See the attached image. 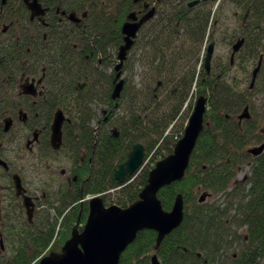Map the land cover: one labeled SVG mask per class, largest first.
Returning <instances> with one entry per match:
<instances>
[{
	"label": "trees",
	"instance_id": "obj_1",
	"mask_svg": "<svg viewBox=\"0 0 264 264\" xmlns=\"http://www.w3.org/2000/svg\"><path fill=\"white\" fill-rule=\"evenodd\" d=\"M146 1L156 10L137 32L119 78L115 71L117 52L132 0L84 2L89 13L86 33L97 32L102 45L108 40L110 65L99 67L84 58H70L66 51L62 55L46 51V59L55 65L52 74L62 79L50 84L43 117L49 122L51 112L60 107L70 118L64 126L65 154L79 161L87 152L92 161L88 165L86 159L76 170L79 180L85 178L83 196L80 185H64L31 224L20 214L16 218L7 214L2 219L6 250L0 252V264H32L53 244L51 250H58L77 218L81 216V222L86 219L88 208L80 213L79 201L87 195L100 194L105 205L122 207L136 200L149 170L173 151L182 136L195 92L197 97L204 94L208 98L204 116L208 124L197 139L184 177L158 191L165 210H170L176 195L182 193L183 220L158 249L154 248V230L139 231L118 264H150L152 253H157L160 264H264V149L258 155L248 152L252 144L264 141V0H220L215 8L212 1L190 7L191 0ZM224 4L234 7V17L236 9L243 12L235 17L237 22L231 29L217 16ZM246 8L248 17L242 22ZM241 31L245 37L241 48L245 61L241 62L263 56L262 76L256 84L263 94L260 103L245 98L233 76L226 80L231 69L228 60L221 66L213 59L210 73L203 66L208 41L231 44ZM6 45L0 44L2 60H8L11 52L18 59V46L12 50ZM100 52L109 54L103 47ZM127 71L132 75L129 80L123 78ZM120 78L123 86L114 98ZM80 84L83 86L78 87ZM245 104H249L252 116L239 124L236 115ZM137 142L145 148L143 164L146 159L151 163L142 164L135 176L120 183L114 171ZM247 165L248 174L237 179V173ZM204 192L207 196L200 202ZM48 209L53 210L52 216Z\"/></svg>",
	"mask_w": 264,
	"mask_h": 264
},
{
	"label": "flooded vegetation",
	"instance_id": "obj_2",
	"mask_svg": "<svg viewBox=\"0 0 264 264\" xmlns=\"http://www.w3.org/2000/svg\"><path fill=\"white\" fill-rule=\"evenodd\" d=\"M32 1L5 0L3 2L0 0V44L7 42L6 46L12 50L18 46L20 51L16 60L12 52L9 54V59L4 61L0 55V159L2 160L0 163V252L5 249L4 239L6 241L4 231L1 230L3 226L1 221L7 214L11 218H16L20 214L31 224L42 209V202H48L47 185L53 186V193L64 185L68 188L80 185V195L83 196L85 178L79 180L76 170L78 166H83L86 159H88V165L92 161L87 152L80 156L79 161L65 154L64 126L66 122H70L65 112H63L66 119L62 125L61 144L58 148H54L50 143L53 117L61 108L58 106L54 108L49 122L43 114H45V104L51 90L50 84H57L62 76L52 74V68L55 65L53 66L52 61L46 59V51L60 54L66 51L70 58H84L99 67L112 63L108 40L103 41L102 45L98 40L97 32L90 30L92 34L86 33L85 19L89 15L88 6L84 3L86 0H36L38 7L34 10L29 5ZM202 1L213 0H196L194 4L188 3V6H194ZM132 5L131 11H135L138 20L147 15L151 9L153 13L156 10V6L146 0L135 2L132 0ZM248 12L249 9L246 8L242 22L246 21ZM238 14L241 12H236L235 16L238 17ZM145 21L142 22L138 31L142 30ZM243 27L242 23L241 28ZM241 38L245 40L242 31L237 33L230 44L228 59L225 56L217 61L222 66L225 60H228L230 67H235L238 71V75L233 76V79L236 76L234 79L236 88L245 98L256 100L263 96L256 87L257 81H260L262 76L260 70L263 56L261 55L257 61L253 59L243 64L241 62L242 59L245 61L241 58L243 44L232 54L233 44ZM101 47L109 54H101ZM213 54L207 73L211 72L213 59H215ZM259 64V70L254 78V69ZM81 86L83 84L78 85V87ZM245 106L248 107L249 117L240 120L238 116L243 109L240 110L236 115L239 124L252 116L249 104ZM261 130L264 132L263 127ZM63 159L68 162V168H62L58 172L60 177L65 178V181H59L55 176L56 165ZM15 175L20 177L23 186L22 194L16 192L13 179ZM23 194L30 196L34 202L31 220L26 216ZM85 197L82 202H79L80 213L85 206H88ZM81 220L82 217L79 216L76 221L79 229L82 228L86 219L83 222Z\"/></svg>",
	"mask_w": 264,
	"mask_h": 264
},
{
	"label": "water",
	"instance_id": "obj_3",
	"mask_svg": "<svg viewBox=\"0 0 264 264\" xmlns=\"http://www.w3.org/2000/svg\"><path fill=\"white\" fill-rule=\"evenodd\" d=\"M5 0H3L4 2ZM134 2L136 0H133ZM196 0L189 4H194ZM31 9L38 7L37 1L29 3ZM153 14L149 11L142 19L138 20L135 11L127 14L126 21L122 24L123 43L117 52V64L115 65L116 79L121 75V67L126 59L127 52L133 45L134 38L142 22ZM241 38L233 44L234 54L243 44ZM214 51V43L208 44L204 57V68L209 71L210 61ZM260 64L254 69V78ZM253 78V81H254ZM123 79L115 83L113 97L120 95ZM208 98L201 94L193 105L182 136L175 142L173 151L157 160L149 170L146 184L140 190L138 197L126 207L117 204L105 205L102 196L94 195L87 200L88 213L81 229L78 222L71 230L70 236L64 241L60 250H52L41 257L34 264H118L123 251L131 244L139 231L151 229L156 232L154 248L158 249L164 237L177 228L184 217V199L182 193L175 197L170 210H165L158 197V191L175 181L181 180L188 168L191 154L197 139L202 132ZM239 119L248 118V107L245 106L239 114ZM66 117L61 109H58L51 124L50 143L58 148L62 141V125ZM264 149V142L251 147L248 152L258 155ZM145 157V148L142 143H134L127 154L125 161L120 163L114 171V177L120 183H124L127 176H135L140 170ZM2 160L0 159V163ZM14 185L17 194H22L23 186L20 177L14 176ZM207 193L200 195L199 201L205 200ZM23 204L26 208V216L31 220L34 202L28 195L23 194ZM83 199L80 200L82 202ZM2 242V241H1ZM150 264H160L157 253L150 256Z\"/></svg>",
	"mask_w": 264,
	"mask_h": 264
},
{
	"label": "rangeland",
	"instance_id": "obj_4",
	"mask_svg": "<svg viewBox=\"0 0 264 264\" xmlns=\"http://www.w3.org/2000/svg\"><path fill=\"white\" fill-rule=\"evenodd\" d=\"M220 1V0H219ZM219 1H215V0H213L212 2V5H213V7L215 8L216 7V5L218 4V2ZM219 8V7H218ZM233 10L235 11V9H234V7L233 6H230V5H222V7L219 9V12H218V18H220L221 20H224L225 22H226V26L228 25L230 28L229 29H231V28H233V26H235V24L234 23H236L237 22V18H235L234 17V15L233 14H231L232 12H233ZM236 12L237 13H239V12H241V13H243L242 11H240V10H237L236 9ZM235 12V13H236ZM212 22V21H211ZM225 26V27H226ZM212 40H210V41H208L207 42V45L209 44V42H211ZM215 42V41H214ZM215 44V47H214V54H213V57H215V59L216 60H218L220 57L223 59L225 56L227 57L226 59H228V56H229V49H230V44H228L225 40H220V42L219 43H214ZM227 52H228V55H227ZM135 71H136V69H135ZM237 73V74H236ZM128 74V75H127ZM127 75V76H126ZM234 75H238V71L236 70V68L235 67H232L231 69H230V72H229V74L227 75V76H230V77H226V80H231V78H232V76H234ZM123 78H127L128 80H129V78L131 79L132 78V75H129V72L127 71V73H124V75H123ZM136 78L138 79V76H136L135 75V77L133 76V79H135V81H136ZM234 79H236V76H235V78ZM197 93L195 92L194 94H193V97L191 98V103H192V107H193V105H194V103H195V100H196V98H197ZM262 97H260V98H257L256 99V101H257V103H260L261 102V99ZM99 111H100V109H99ZM191 113V112H190ZM253 146H255L254 144H252L251 145V147H253ZM151 162H150V160L149 159H146L145 160V162H144V167L145 166H147V165H149ZM62 168H68V162L65 160V159H63V160H60L59 161V163L56 165V173H55V176H57V178H58V180L59 181H65V178H63V177H60L59 176V171L62 169ZM248 169H249V167H248V165L247 166H245L243 169H241L238 173H237V179H242V178H244L247 174H248ZM53 186L52 185H47V187H46V189L48 190V196H47V198L49 199V202L50 201H53V199H52V196L54 197V195H55V197H56V191H55V193H53V188H52ZM91 196V195H90ZM90 196H86V197H90ZM85 197V198H86ZM42 204H43V207L45 206V208L47 207V202L46 201H43L42 202ZM49 208H50V206H49ZM48 210H50L49 211V213H50V215L52 216L54 213H53V210H51V209H48ZM56 242V241H55ZM4 244H5V246H6V241H5V239H4ZM52 246V245H51ZM54 249V244H53V246L51 247V248H49V250H51V249ZM57 248H58V250L60 249V247L59 246H57ZM6 250V249H5ZM4 251V250H3Z\"/></svg>",
	"mask_w": 264,
	"mask_h": 264
}]
</instances>
